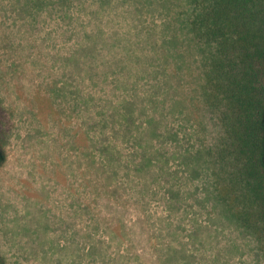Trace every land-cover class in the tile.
Here are the masks:
<instances>
[{"label": "rangeland", "instance_id": "obj_1", "mask_svg": "<svg viewBox=\"0 0 264 264\" xmlns=\"http://www.w3.org/2000/svg\"><path fill=\"white\" fill-rule=\"evenodd\" d=\"M192 4L0 0L4 264H120L129 241L117 245L109 227L146 216L198 264H264V203L251 200L254 169L207 96L209 47L189 28ZM97 36L98 54L78 53ZM100 146L117 154L100 158ZM113 175L125 190L100 181ZM148 243L136 248L145 258Z\"/></svg>", "mask_w": 264, "mask_h": 264}, {"label": "trees", "instance_id": "obj_2", "mask_svg": "<svg viewBox=\"0 0 264 264\" xmlns=\"http://www.w3.org/2000/svg\"><path fill=\"white\" fill-rule=\"evenodd\" d=\"M191 1L194 8L188 17L189 28L197 41L209 47L205 57L207 96L217 111L220 112L221 107L224 109L220 113L222 118H226L231 123L230 145L236 146L245 158V163L252 165L254 169L256 182L251 200L264 203V0ZM99 42L97 36V40L95 39L88 49H82L78 53L95 52L94 54H98L97 45L102 46ZM81 60L85 59H73V56H68L65 63L79 67V64L83 62ZM88 61L92 59L89 58ZM115 71L119 72L117 69ZM110 72L113 73V68ZM88 147L91 146H84L85 149ZM97 149H99L100 158L102 156L110 159L112 154H117V152H108L107 146H100ZM118 153L121 156L117 157V161L125 163L124 168L130 170L124 154L120 151ZM4 161L5 153L0 144V167ZM101 162L99 161V166L103 165ZM94 164L96 167V160L91 161L87 166L92 167ZM139 166L143 167L138 165L135 170L141 169ZM117 178L118 176L113 175L106 181L102 179L100 181L113 188V191H117L121 188ZM138 180L137 185L131 181V184L133 183L131 187L138 188V197H133V201L135 205L138 203L140 206L141 204L140 209L144 211L143 198L147 186L140 185V179ZM121 190L125 189L121 188ZM119 194L114 195L117 204L122 198ZM116 212L119 210L116 209ZM159 221L154 222L148 216L138 219L132 227L137 229L136 237L139 238L133 234L132 227L124 225L122 219L118 218V223L109 227L111 238L117 241V245L123 244L124 239L129 241L126 254L120 259V264H198V258L195 260L192 254L188 255L185 248L178 250L174 246L175 242H179L175 231L164 233L156 230ZM160 223L163 222L160 221ZM166 225L170 228L171 223L167 222ZM149 227L154 230L148 229ZM146 231L150 236L145 234ZM193 234L189 235L192 239ZM143 241L152 242L148 243L153 249L148 258H145L144 253L140 254L136 250L137 247L143 245ZM194 241L190 243L191 249L198 247L193 245L196 242L199 243L197 238ZM200 244H203L202 241ZM96 251L98 250L95 247L94 252ZM202 257L200 255V260L204 262V257L203 259ZM0 264L4 263L0 260Z\"/></svg>", "mask_w": 264, "mask_h": 264}]
</instances>
